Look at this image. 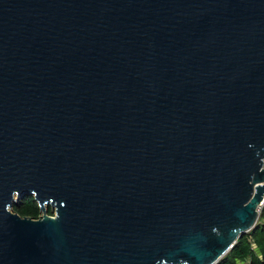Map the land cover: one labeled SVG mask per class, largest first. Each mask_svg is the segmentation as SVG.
<instances>
[{"label":"water","instance_id":"95a60500","mask_svg":"<svg viewBox=\"0 0 264 264\" xmlns=\"http://www.w3.org/2000/svg\"><path fill=\"white\" fill-rule=\"evenodd\" d=\"M263 181L264 0H0V264H216Z\"/></svg>","mask_w":264,"mask_h":264},{"label":"trees","instance_id":"16d2710c","mask_svg":"<svg viewBox=\"0 0 264 264\" xmlns=\"http://www.w3.org/2000/svg\"><path fill=\"white\" fill-rule=\"evenodd\" d=\"M13 211L20 216L37 218L41 214L33 196H23ZM52 214L51 208L47 209ZM216 264H264V206L259 211V217L254 228L239 237L233 248Z\"/></svg>","mask_w":264,"mask_h":264},{"label":"built area","instance_id":"2783aa9c","mask_svg":"<svg viewBox=\"0 0 264 264\" xmlns=\"http://www.w3.org/2000/svg\"><path fill=\"white\" fill-rule=\"evenodd\" d=\"M262 185H264V181L262 182ZM263 200H264V193H263ZM261 208H262V205L259 206L258 210L260 211Z\"/></svg>","mask_w":264,"mask_h":264},{"label":"rangeland","instance_id":"374dc122","mask_svg":"<svg viewBox=\"0 0 264 264\" xmlns=\"http://www.w3.org/2000/svg\"><path fill=\"white\" fill-rule=\"evenodd\" d=\"M53 214V213H52Z\"/></svg>","mask_w":264,"mask_h":264}]
</instances>
